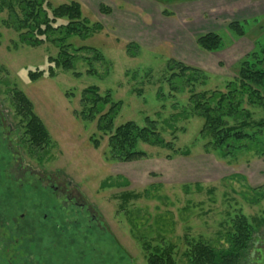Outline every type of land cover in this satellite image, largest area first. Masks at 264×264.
Wrapping results in <instances>:
<instances>
[{"label": "rangeland", "instance_id": "obj_1", "mask_svg": "<svg viewBox=\"0 0 264 264\" xmlns=\"http://www.w3.org/2000/svg\"><path fill=\"white\" fill-rule=\"evenodd\" d=\"M51 1H77L86 18L103 25L86 39L72 40L99 48L105 60H93L94 74L88 72V61L80 59L75 70L57 69L49 77L48 58L58 54L56 45L22 43L3 23L6 13L0 15V98L15 123L20 117L14 92L22 91L32 102L51 138L50 169L62 170L80 186L135 264H149L157 249L171 252L177 264H187L192 244H227L240 215L254 227L249 261L243 264H264V156L254 150L225 156L208 151L209 138L200 133L204 120L191 110L190 85L172 91L167 68L170 59L198 68L207 78L191 88L224 91L236 77L239 61L264 45V0ZM232 22L242 25L244 35L231 30ZM210 32L222 36L221 49L206 51L197 44L199 36ZM131 42L138 45L136 56L126 49ZM41 70L43 77L30 78V72ZM94 85L100 94L110 92L115 102H122L113 127L130 120L143 126L149 117L172 147L142 143L147 158L109 160V133L99 131L100 115L87 120L81 114L82 92ZM254 112V118L262 117L260 110ZM93 139L99 140L98 148Z\"/></svg>", "mask_w": 264, "mask_h": 264}, {"label": "trees", "instance_id": "obj_2", "mask_svg": "<svg viewBox=\"0 0 264 264\" xmlns=\"http://www.w3.org/2000/svg\"><path fill=\"white\" fill-rule=\"evenodd\" d=\"M6 13L3 23L18 33L19 40L27 45L37 47L45 43L56 45L59 52L48 58L47 75L54 77L57 69L75 70L80 59L88 61L90 74L95 73L94 61H103L101 50L94 46H77L72 38L87 37L101 31L103 25L92 23L86 18L82 6L77 1L54 4L51 0H0V15ZM230 28L237 35H244V28L239 22H232ZM197 44L206 51H217L224 45L223 38L216 32L198 37ZM138 45L129 43L126 46L131 56H136ZM87 53L89 55H80ZM168 81L174 92L185 89L183 83L190 85L189 102L192 112L204 120L201 135L209 138L206 144L208 151H219L223 156L237 150H254L264 156V45L248 53L238 63L237 75L228 81L225 90L213 89L196 91L194 82L207 78L202 70L190 67L180 61L170 59L168 62ZM44 71L30 72V78L37 80L43 77ZM78 75V72H76ZM16 105L20 111L31 115V123L36 130L35 137L41 133L47 140L49 133L41 118L34 112L33 104L22 91H15ZM82 117L89 120L100 115L98 129L109 133L108 154L111 161L132 162L148 157L140 149V144L171 148L157 122L149 117L141 126L130 120L113 127L122 102H115L110 92L100 94L98 86L85 88L81 95ZM109 105V106H108ZM108 106V108H107ZM262 117L254 118L259 110ZM96 148L98 139H93ZM188 154L187 152H182ZM170 158L172 156H169ZM124 184H129L125 182ZM254 227L245 215L233 220V231L227 235V244L215 247L198 241L187 250V264H243L249 261L248 252L252 245ZM149 264H177L168 250L151 253Z\"/></svg>", "mask_w": 264, "mask_h": 264}, {"label": "flooded vegetation", "instance_id": "obj_3", "mask_svg": "<svg viewBox=\"0 0 264 264\" xmlns=\"http://www.w3.org/2000/svg\"><path fill=\"white\" fill-rule=\"evenodd\" d=\"M14 105L17 124L0 98V264H135L80 186L50 169V136L35 137Z\"/></svg>", "mask_w": 264, "mask_h": 264}]
</instances>
